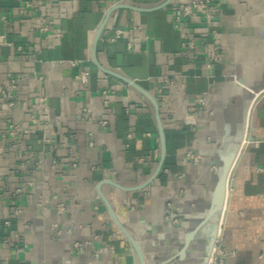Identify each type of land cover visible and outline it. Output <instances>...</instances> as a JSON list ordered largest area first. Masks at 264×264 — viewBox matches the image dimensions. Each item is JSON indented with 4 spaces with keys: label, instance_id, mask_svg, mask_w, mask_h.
<instances>
[{
    "label": "crops",
    "instance_id": "obj_1",
    "mask_svg": "<svg viewBox=\"0 0 264 264\" xmlns=\"http://www.w3.org/2000/svg\"><path fill=\"white\" fill-rule=\"evenodd\" d=\"M164 1L0 0V264H139L97 190L103 181L131 188L101 185L145 263L175 253L167 204L191 211L208 194L209 165L226 125L231 134L240 128L248 96L234 77L264 86V0H220L212 23L200 14L177 22L191 0L157 10H112L97 43L98 61L157 98L166 133L161 172L148 186L132 189L153 175L160 159L153 107L94 64L93 43L114 6L151 8ZM118 29L123 37L113 41ZM189 39L194 47L186 46ZM75 60L82 64L74 66ZM83 68L90 71L87 86L76 78ZM20 74L17 103L9 109L1 90ZM104 89L111 90L109 104ZM42 96L48 112L35 107ZM7 118L20 126L17 147L6 134ZM247 136L231 173L224 264H264V89L252 106ZM189 150L208 154L197 166ZM173 233L182 238V230ZM196 251L174 264H196Z\"/></svg>",
    "mask_w": 264,
    "mask_h": 264
},
{
    "label": "water",
    "instance_id": "obj_2",
    "mask_svg": "<svg viewBox=\"0 0 264 264\" xmlns=\"http://www.w3.org/2000/svg\"><path fill=\"white\" fill-rule=\"evenodd\" d=\"M171 1L172 0H165L161 4L151 8H139L126 4H118L114 6L107 13L106 18L100 24L93 43L92 59L94 64L103 72L115 76L125 81L132 87L136 88L151 102L153 107L161 147L160 159L153 175L142 185L132 189H142L151 184L152 181L159 175L164 166L165 157L167 154V142L165 127L160 114V105L157 98L151 92L140 86L137 82L115 70L106 68L101 65L97 58V43L103 33L107 19L113 9L120 7H128L138 10H157L164 8ZM234 79L237 84L244 87L248 93V96L244 101L243 117L241 120L240 128L236 132H234V134H231V126L226 125L225 134L222 139V142L219 146V149L215 153L213 162H211L209 165L212 174V185L208 194L196 201L198 202L197 206L192 207L190 209L191 211H186L184 210L183 205H181L179 202H168L165 213V224L169 233L168 237L170 238L171 243L176 244L178 248L171 257L163 260L158 264H174V262L176 261L183 262L188 257L191 248L194 247L197 248L195 259L196 264H209L210 262L211 255L219 235L223 214L227 206L229 178L236 164V161L241 153L243 143L247 135L248 122L252 106L254 104L255 99L257 98V95L264 89V86H248L246 80L244 79H238L235 77ZM195 154L199 156L198 161L195 162L191 158L190 160L198 166L201 161L206 158L208 152H201ZM106 182L112 183L122 190H128L131 188L120 186L111 181H103L97 186V190L101 198L103 199L114 224L125 235L127 240L130 242L131 246L133 247L134 251L138 255L139 264H146L145 254L142 251L138 240L123 225L112 204L101 191V185ZM184 222H190V225L187 227H183ZM178 230H182L183 232L182 238L180 239L173 233Z\"/></svg>",
    "mask_w": 264,
    "mask_h": 264
},
{
    "label": "built area",
    "instance_id": "obj_3",
    "mask_svg": "<svg viewBox=\"0 0 264 264\" xmlns=\"http://www.w3.org/2000/svg\"><path fill=\"white\" fill-rule=\"evenodd\" d=\"M221 6H222V3L220 0H191L190 2H188L181 8L179 13L175 15V19L177 20V22H180L183 18L191 17L194 14H200L207 23H212L213 21H215L217 17V12L221 9ZM176 27H178V25H176ZM42 30H47V26L43 27ZM123 34H124L123 30L121 29L116 30L115 35L112 37V40L116 41L119 38H122ZM185 44L186 46H189V47L195 46L193 39L187 40ZM217 58L218 57L215 55L214 60H217ZM71 63L74 66H80L82 64V61L75 60V61H72ZM208 67L212 68V62L208 64ZM23 77H24L23 74L12 77L10 80V85L5 88L3 87L1 90L2 95L6 98L7 106L9 109L16 106L17 89H18L19 82L23 79ZM76 78L82 85L87 86L90 80V71L83 68L76 73ZM110 92H111L110 89H104L101 91L105 104H109L108 96ZM206 103L207 101L206 99H204L202 101V105H205ZM35 107L42 109L45 112H48L49 108H48L47 98L45 96L39 97V99L37 100L35 104ZM127 111H129V108H127ZM35 122H38V120L35 119ZM101 124L106 125L107 121L101 120ZM5 130H6V134L13 139L14 141L13 146L17 147L18 146L17 142L21 139V132H20L19 124L12 121L11 118H7L6 124H5ZM247 133H248V130H247ZM247 137L248 136L246 135L245 141L243 143V147L248 141ZM42 140L47 142L49 141V138L45 137ZM186 156L189 159L190 158L193 159L195 162H197L199 158V156L193 153L191 150L187 151ZM230 190H231V176L228 182V197H229ZM227 201H228V198H227ZM226 210H227V206L223 214V219L221 221L219 235H218L215 247L213 249L209 264H224V256L226 255V252H227L223 246V242H224L223 228H224L225 219H226ZM16 213H19V210H16Z\"/></svg>",
    "mask_w": 264,
    "mask_h": 264
}]
</instances>
